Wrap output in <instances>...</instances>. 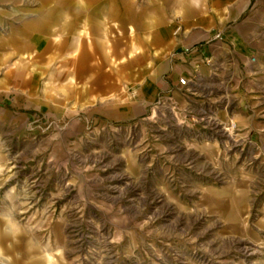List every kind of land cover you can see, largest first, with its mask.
<instances>
[{"label": "rangeland", "instance_id": "374dc122", "mask_svg": "<svg viewBox=\"0 0 264 264\" xmlns=\"http://www.w3.org/2000/svg\"><path fill=\"white\" fill-rule=\"evenodd\" d=\"M47 1L104 22L127 12ZM12 8L0 3L3 32ZM227 13L202 68L142 118L72 126L0 108V264H264V0Z\"/></svg>", "mask_w": 264, "mask_h": 264}, {"label": "crops", "instance_id": "0c3cea01", "mask_svg": "<svg viewBox=\"0 0 264 264\" xmlns=\"http://www.w3.org/2000/svg\"><path fill=\"white\" fill-rule=\"evenodd\" d=\"M233 1L127 0V12L104 22L94 6L0 0L13 7L9 30L0 28V108L68 117L72 126L82 117L142 118L195 64L202 68ZM198 45L201 54L189 49Z\"/></svg>", "mask_w": 264, "mask_h": 264}, {"label": "built area", "instance_id": "2783aa9c", "mask_svg": "<svg viewBox=\"0 0 264 264\" xmlns=\"http://www.w3.org/2000/svg\"><path fill=\"white\" fill-rule=\"evenodd\" d=\"M178 82H179L180 84H186L187 80H186L185 78H183V77H180V78L178 79Z\"/></svg>", "mask_w": 264, "mask_h": 264}, {"label": "clouds", "instance_id": "9594fccd", "mask_svg": "<svg viewBox=\"0 0 264 264\" xmlns=\"http://www.w3.org/2000/svg\"><path fill=\"white\" fill-rule=\"evenodd\" d=\"M47 264H55V262L51 256H49V258L47 260Z\"/></svg>", "mask_w": 264, "mask_h": 264}, {"label": "bare ground", "instance_id": "6f19581e", "mask_svg": "<svg viewBox=\"0 0 264 264\" xmlns=\"http://www.w3.org/2000/svg\"><path fill=\"white\" fill-rule=\"evenodd\" d=\"M1 234V233H0Z\"/></svg>", "mask_w": 264, "mask_h": 264}]
</instances>
